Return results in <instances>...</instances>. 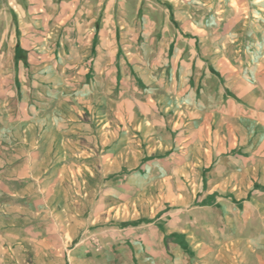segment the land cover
Segmentation results:
<instances>
[{"label":"crops","instance_id":"0c3cea01","mask_svg":"<svg viewBox=\"0 0 264 264\" xmlns=\"http://www.w3.org/2000/svg\"><path fill=\"white\" fill-rule=\"evenodd\" d=\"M120 2L0 79V264H264V0Z\"/></svg>","mask_w":264,"mask_h":264},{"label":"rangeland","instance_id":"374dc122","mask_svg":"<svg viewBox=\"0 0 264 264\" xmlns=\"http://www.w3.org/2000/svg\"><path fill=\"white\" fill-rule=\"evenodd\" d=\"M16 1L17 5L12 7L8 0H0V8L2 9L0 20V79L2 81L11 79L12 75L9 68L13 61L35 63L40 57L45 56V61L57 62L58 58L61 60L63 57V48L73 50L81 42L82 46L89 45L92 41L93 29L103 25L108 27L107 30L109 29L106 31L108 35L106 40L104 38V42H107L108 46L113 45L115 47L121 44L125 46L129 43L132 45L131 42L136 43L139 41L138 39L129 38V36L135 35L139 29L140 25L137 22L133 25L126 24L130 29L136 30H131L129 34L120 29V26L123 25L122 17L125 16L124 14L132 15V12L136 10L135 4L129 2L123 8L121 0L115 1L113 6L108 7L109 0H32L33 6L27 12L24 6H20L23 5L24 1L25 4L29 2L26 0ZM116 21H119V23ZM11 34L22 37V44L26 48L20 46L21 39L14 37L11 39ZM57 46L60 47L59 57L55 53ZM55 48L56 50H53ZM28 51H31V53L28 54ZM37 55H40V57ZM33 56L34 59H32ZM119 56L117 55V61L120 59ZM134 57L139 58L138 63L149 64L159 61L161 56L137 55ZM99 58H105V56H99ZM72 59L80 61L81 55H75ZM129 59L130 63L136 62L133 56H130ZM113 90V109L117 110L116 95L118 89L115 87ZM13 91L15 95V90ZM6 93L11 97L13 92L11 90V92ZM8 105L11 106L9 103H0L2 122L7 121L4 119L6 117L4 112H9Z\"/></svg>","mask_w":264,"mask_h":264}]
</instances>
